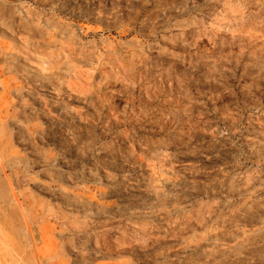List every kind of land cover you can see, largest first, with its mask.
<instances>
[{"label": "rangeland", "instance_id": "obj_1", "mask_svg": "<svg viewBox=\"0 0 264 264\" xmlns=\"http://www.w3.org/2000/svg\"><path fill=\"white\" fill-rule=\"evenodd\" d=\"M0 264H264V0H0Z\"/></svg>", "mask_w": 264, "mask_h": 264}]
</instances>
